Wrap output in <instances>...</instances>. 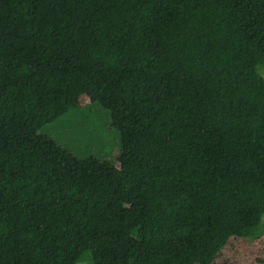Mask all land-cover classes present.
Returning <instances> with one entry per match:
<instances>
[{"label": "trees", "instance_id": "16d2710c", "mask_svg": "<svg viewBox=\"0 0 264 264\" xmlns=\"http://www.w3.org/2000/svg\"><path fill=\"white\" fill-rule=\"evenodd\" d=\"M264 0H0V264H212L264 216ZM107 109L119 165L42 128Z\"/></svg>", "mask_w": 264, "mask_h": 264}, {"label": "rangeland", "instance_id": "374dc122", "mask_svg": "<svg viewBox=\"0 0 264 264\" xmlns=\"http://www.w3.org/2000/svg\"><path fill=\"white\" fill-rule=\"evenodd\" d=\"M80 100V108L45 125L42 132L49 134L80 158L94 156L108 159L118 166L120 134L110 124L109 111L97 103L91 104L86 95H82ZM212 264H264V216L256 236H231L221 255Z\"/></svg>", "mask_w": 264, "mask_h": 264}]
</instances>
